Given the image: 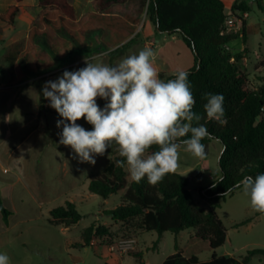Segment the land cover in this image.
Segmentation results:
<instances>
[{
    "label": "rangeland",
    "instance_id": "1",
    "mask_svg": "<svg viewBox=\"0 0 264 264\" xmlns=\"http://www.w3.org/2000/svg\"><path fill=\"white\" fill-rule=\"evenodd\" d=\"M37 1L26 0L24 4ZM91 1L70 0L76 8L77 18L93 11ZM233 1L225 0L227 7ZM239 1L245 2L250 11L248 15L237 13L231 17L240 21L236 23L240 28L238 33L242 28L241 20L245 19L247 41L237 39L228 45V49L233 54L246 49L239 66L248 74L249 88L259 90L264 86V0ZM11 3L12 0H0V12ZM114 8L117 15L130 14L138 19L135 34L119 45L112 44L115 34L106 35L102 30H90L86 35L72 30L70 33L56 32L62 41L55 38L53 44L47 43L46 36H40L31 44L29 51L32 54L19 61L18 71L23 76H15L13 80H10L12 71L1 67L6 60L0 59V196L13 212L6 224L0 211V253L9 257V264H162L176 252L177 243L185 256H197L201 261L210 260L214 252L219 256L243 259L249 251L264 249V214L252 210L249 196L242 188L220 201L217 213L228 235L225 244L216 250L210 249L208 242L196 238L195 229H188L179 236L166 232L157 245V232L128 235L129 226L115 224L106 214L121 205V197L112 195L105 200L88 188L91 179L109 174L108 167L120 155V150L95 155L93 165L80 163L70 146L59 143L62 125L58 128L57 121L63 118L49 106L42 90L46 82L56 81L65 70L74 72L86 67L85 59L89 63L115 66L144 48H150L154 53L153 67L160 66L167 73L189 71L195 66V56L185 41L181 37L174 40L167 34L158 33L146 12L139 16L137 5L123 4ZM39 11L36 9L34 14L25 7L12 30L19 34L27 32L28 36V19L36 18ZM4 26L8 25L0 22V28L4 29ZM3 31L7 32V29ZM19 39L21 43L17 48L7 50L18 52L25 47L26 34ZM37 63L48 68L38 72L27 69H35ZM167 73L164 74L170 76ZM104 101L107 100L98 97V106ZM77 124L91 130L84 118ZM204 145L205 155L199 158L186 152L181 143L175 172L188 179V188L195 199L209 211L216 202L202 199L200 190L208 188L221 176L219 159L224 146L212 137H208ZM67 201L74 202L83 215L82 220L70 228L53 222L50 215L52 209ZM93 223L106 225L116 232L112 246H106L100 240L89 247L76 246L82 241L83 231ZM249 264H264V256H253Z\"/></svg>",
    "mask_w": 264,
    "mask_h": 264
},
{
    "label": "trees",
    "instance_id": "2",
    "mask_svg": "<svg viewBox=\"0 0 264 264\" xmlns=\"http://www.w3.org/2000/svg\"><path fill=\"white\" fill-rule=\"evenodd\" d=\"M16 4L24 0H14ZM128 0H94L95 12L80 20L77 19L76 8L70 0H39V14L29 33L30 47L32 42L46 36L47 43L53 44L56 32L70 30L80 35L88 31L102 30L111 34L112 44H121L136 32L138 19L130 14L119 16L113 7ZM139 16L144 12L154 24L158 33L179 35L195 56V66L187 71L195 105L193 111L203 117L198 123L205 124L208 137L223 143L224 149L219 159L221 176L208 188L200 190L202 199H209L216 204L207 211L195 199L188 188V179L180 173H168L161 182L153 185L145 177L134 182L126 167L117 165L123 157L116 156L108 167L109 174H102L89 183V191L107 200L112 195L121 197V205L106 214L111 216L115 224L129 226L128 235L137 232H157L161 242L163 234L170 232L179 236L188 229H195V237L209 243L212 250L223 246L228 231L217 213L220 201L226 200L240 189L236 185L245 177L264 173V86L259 90L249 88L248 74L243 71L239 62L245 57V51L233 54L228 45L237 39L247 41V23L242 18L241 32H226V21L237 13L245 15L250 8L245 2L236 1L227 10L223 0H139ZM21 14L20 5H12L0 20L15 25ZM123 28V29H121ZM121 29V30H120ZM62 41V40H61ZM133 41V39H131ZM110 46V45H109ZM112 48V47H111ZM29 54H32L29 52ZM28 54V55H29ZM48 68L41 63L32 72ZM176 75L159 74L161 80L175 79ZM205 93L223 94L226 125L214 120H207L204 111ZM108 101H104L103 109ZM193 126L197 125L193 121ZM92 130L93 126L91 124ZM190 135V134H189ZM188 137L179 138L181 141ZM119 147L114 142L106 152L113 154ZM153 145L146 154L158 151ZM215 184V187L213 185ZM227 192V195L222 193ZM0 211L6 224L13 214L0 196ZM53 222L70 228L78 224L83 215L77 210L74 202L50 211ZM116 232L106 225L93 223L82 234L79 247H89L100 240L106 246H112L117 238ZM255 255H263L264 249L249 251L243 259L234 256H219L215 252L208 261H201L197 256H185L178 243L176 252L168 256L162 264H249Z\"/></svg>",
    "mask_w": 264,
    "mask_h": 264
},
{
    "label": "clouds",
    "instance_id": "3",
    "mask_svg": "<svg viewBox=\"0 0 264 264\" xmlns=\"http://www.w3.org/2000/svg\"><path fill=\"white\" fill-rule=\"evenodd\" d=\"M153 55L144 48L115 66L85 59L86 67L65 70L56 81L45 83L44 98L63 118L57 121L58 128L62 125L59 143L70 146L80 163L94 165L95 155H103L114 142L124 158L117 165L126 167L134 182L146 177L155 185L177 169L181 143L186 152L203 158L201 141L210 134L198 123L203 117L193 111L189 73L179 71L175 79L161 80L151 62ZM98 97L108 101L103 109ZM204 98L207 120L226 125L223 94L205 93ZM82 118L92 130L77 124ZM182 137L188 138L181 141ZM153 145L159 150L146 154ZM236 187L249 196L254 212L264 214V173L245 176ZM0 264H9L6 254L0 253Z\"/></svg>",
    "mask_w": 264,
    "mask_h": 264
},
{
    "label": "crops",
    "instance_id": "4",
    "mask_svg": "<svg viewBox=\"0 0 264 264\" xmlns=\"http://www.w3.org/2000/svg\"><path fill=\"white\" fill-rule=\"evenodd\" d=\"M13 1V3H11L6 9H5V11H3V12H0V16L2 15V14H4V13H6L7 12V10L12 6V5H20L21 6V14L18 16V21L20 20V17H21V15L25 12V7L27 8V10H30V11H32V12H34V14H35V11H36V9H39V7H38V3H39V0L37 1V3H33V4H24L25 3V1L26 0H24L22 3H20V4H16V2L14 1V0H12ZM93 1L94 0H92L91 2H92V4H93ZM224 1V3H225V0H223ZM236 1H239V0H234L233 1V3H231V6L230 7H227V5H226V3H225V6H226V8H227V10H230V8L232 7V5L236 2ZM125 5V4H131V5H137V10L140 8V2H139V0H128V1H126L125 3H122V4H118V5ZM116 6V5H115ZM114 6V7H115ZM113 7V12H114V8ZM92 12H95V7H94V4H93V11H91V12H89L88 14H90V13H92ZM115 13V12H114ZM39 14V13H38ZM88 14H86V15H88ZM116 14V13H115ZM243 14V13H242ZM247 15H248V13H246ZM86 15H83L81 18H83L84 16H86ZM120 16V15H119ZM37 17H38V15H37ZM37 17L36 18H34V17H31L30 19H28V25L30 26V28H29V33H30V30H31V27L33 26V24H34V22H35V20L37 19ZM81 18H77V19H81ZM18 21H17V23L15 24V25H10V24H8V23H5V24H7L8 26L7 27H5L4 29H7V32H4L3 30V28H0V37H1V41H0V43H1V46H2V51H1V53H0V59H4V60H6V62L7 63H2V69H6V70H8L9 71V69L12 71V72H10V75H11V79L10 80H13L14 78H15V76H16V78L17 77H21V76H23V75H21V73L18 71V65H19V61H20V59L21 58H23L24 56H27L28 54H29V49H30V42H29V34H28V36H27V32H22V33H18L17 31H15V30H12V29H14L16 26H17V24H18ZM0 22H2V23H4L3 21H1L0 20ZM23 34H26V38H27V44H26V46L24 47H22V48H20V51H18V52H15V51H9V50H7V48H13V47H15V48H17L18 47V45L21 43L20 42V39H19V36H21V35H23ZM170 37H172L174 40H176V39H178L180 36L179 35H169ZM12 66H14V70L16 71V74L15 73H13V67ZM155 69H156V71H157V73L158 74H160V73H167L163 68H161L160 66H157V67H155ZM168 75H170V76H172V75H176L177 73H167ZM159 76V75H158ZM0 86H1V84H0ZM198 202V201H197ZM199 203V202H198ZM200 204V203H199ZM145 233V232H144ZM164 262V261H163Z\"/></svg>",
    "mask_w": 264,
    "mask_h": 264
},
{
    "label": "built area",
    "instance_id": "5",
    "mask_svg": "<svg viewBox=\"0 0 264 264\" xmlns=\"http://www.w3.org/2000/svg\"><path fill=\"white\" fill-rule=\"evenodd\" d=\"M237 22H240L238 18L229 17L226 21V32H237L240 28L236 25ZM242 22V20H241Z\"/></svg>",
    "mask_w": 264,
    "mask_h": 264
}]
</instances>
